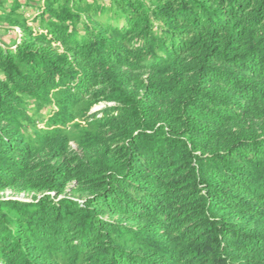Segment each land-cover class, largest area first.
Segmentation results:
<instances>
[{
	"label": "trees",
	"instance_id": "16d2710c",
	"mask_svg": "<svg viewBox=\"0 0 264 264\" xmlns=\"http://www.w3.org/2000/svg\"><path fill=\"white\" fill-rule=\"evenodd\" d=\"M20 6L0 264H264V0ZM25 99L51 111L33 135Z\"/></svg>",
	"mask_w": 264,
	"mask_h": 264
},
{
	"label": "rangeland",
	"instance_id": "374dc122",
	"mask_svg": "<svg viewBox=\"0 0 264 264\" xmlns=\"http://www.w3.org/2000/svg\"><path fill=\"white\" fill-rule=\"evenodd\" d=\"M91 1V0H88ZM101 3H108L109 0H96ZM16 1L11 2H4L3 0H0V46L3 48H14L15 44L19 41V30L17 27H12L6 16V10H10V8L15 4ZM3 3V4H2ZM40 3V0H21V7L18 9L17 13L20 14H27L29 16H33L37 9V5ZM139 78H144L145 74L144 72H139ZM106 105H111V103L107 102H99L95 105H93L87 114L92 113L96 110H99L100 108H103ZM24 109L26 112V117L29 119L26 122V127L23 129L24 133L27 135H33L36 131V129H39L41 126L42 121L45 120V118L51 113L49 107H44L42 109H39L36 105V102L32 99H25L24 102ZM78 122H83L84 120L80 117L77 120ZM86 126H69L67 128V132L69 135H76L79 133L82 129H84ZM71 146H75V143L73 141L70 142ZM11 192L9 190L5 191V194L9 195ZM79 197V194H75ZM16 197L20 199H25L26 194L25 193H17L15 195Z\"/></svg>",
	"mask_w": 264,
	"mask_h": 264
},
{
	"label": "crops",
	"instance_id": "0c3cea01",
	"mask_svg": "<svg viewBox=\"0 0 264 264\" xmlns=\"http://www.w3.org/2000/svg\"><path fill=\"white\" fill-rule=\"evenodd\" d=\"M3 1H4V2H6V1H7V2H11L12 0H3ZM13 1H17V2H19V3L21 4V0H13ZM2 4H3V3H2ZM21 6H22V5H21ZM21 6H20V7H21ZM6 11H8V10H6ZM24 16H25V17H29V18L31 17V16H29V15H27V14H25Z\"/></svg>",
	"mask_w": 264,
	"mask_h": 264
}]
</instances>
